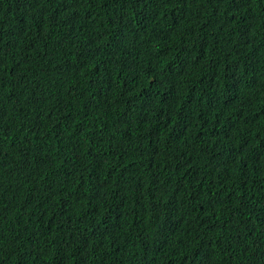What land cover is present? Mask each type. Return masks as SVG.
<instances>
[{
  "label": "trees",
  "instance_id": "obj_1",
  "mask_svg": "<svg viewBox=\"0 0 264 264\" xmlns=\"http://www.w3.org/2000/svg\"><path fill=\"white\" fill-rule=\"evenodd\" d=\"M53 1L0 0V264H264V0Z\"/></svg>",
  "mask_w": 264,
  "mask_h": 264
},
{
  "label": "clouds",
  "instance_id": "obj_2",
  "mask_svg": "<svg viewBox=\"0 0 264 264\" xmlns=\"http://www.w3.org/2000/svg\"><path fill=\"white\" fill-rule=\"evenodd\" d=\"M46 7L47 6H51V7H54V4H55V7H56V2L53 1V0H45V2L43 3ZM41 8V7H40ZM47 15L41 13L39 10H38V17L41 18V17H46Z\"/></svg>",
  "mask_w": 264,
  "mask_h": 264
}]
</instances>
